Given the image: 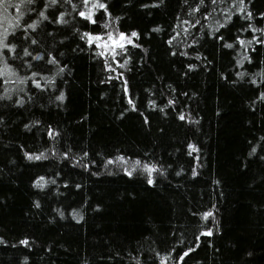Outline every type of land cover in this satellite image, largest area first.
<instances>
[{"label":"trees","instance_id":"obj_1","mask_svg":"<svg viewBox=\"0 0 264 264\" xmlns=\"http://www.w3.org/2000/svg\"><path fill=\"white\" fill-rule=\"evenodd\" d=\"M100 2L0 0V264H264V0Z\"/></svg>","mask_w":264,"mask_h":264},{"label":"snow or ice","instance_id":"obj_2","mask_svg":"<svg viewBox=\"0 0 264 264\" xmlns=\"http://www.w3.org/2000/svg\"><path fill=\"white\" fill-rule=\"evenodd\" d=\"M24 2L32 3L33 0H21V3H24ZM50 2H51L52 4H55V3L57 2V0H50ZM83 2H84L85 5H88V4L90 3V0H83ZM201 2H203V0H201ZM215 2H216V0H213V3H215ZM239 3H240L241 5H243V4H244V0H239ZM0 7H3V4H2V3H0ZM16 7L19 8V5H16ZM94 8H99V9H104V10H106V5H105L104 3H102V2H100V0H95V3H92V4H91V7L88 9V12L85 13V12L82 11V12H80V16L83 17L84 19H86V20L92 22V23H96V21L93 20V15H94V13L92 12V9H94ZM5 10H6V9H5ZM240 11H244V8L241 7V8H240ZM41 15L43 16V13H41ZM246 18L251 19V18H252V14H251L250 12L247 13V17H246ZM61 19H62V18H61ZM105 26L107 27V25H105ZM223 26H224V25H221V27H223ZM17 27H19V24H17ZM28 27L35 28V25H33V24H29ZM155 30L158 31L159 29H155ZM252 30H253L254 32H264V29L253 28ZM6 31H7V29H5V32H6ZM86 35H87V34H86ZM136 36H137V33L133 32V33H132V37H136ZM6 39H7L6 36H0V48H3V47L6 46V45H5V40H6ZM87 39H88L89 44L91 45L94 41H100L102 38H101L100 36H95V37H93V36H91V35H87ZM108 39H109V40L112 39V35H111V33H109V35H108ZM125 40H127L128 43H132V41H131L130 38L125 37L124 34H120V36H119V41H118V42H115V46H116V47H119V48H121V49H123V48H124V43H121V42H123V41H125ZM260 42H261V43H264V41H260ZM239 43H240V45H241L242 47H244V46H246V45L252 44L253 41H244V40H240ZM97 46H100V45H97ZM225 46L228 47V48H232V47H233L232 44H226ZM26 54H27V53H26ZM37 59H39V57H37ZM243 59H244V60H247L248 57H247V56H244ZM238 63H242V61H238ZM3 75H4V72H3V71H0V76H3ZM241 75H243V74H241ZM21 82H23V81H21ZM36 86L39 87V84H37ZM2 98H3V97H0V99H2ZM58 99H61V100H62V99H63V96L61 95L60 97H58ZM129 103H132V102L129 101ZM179 118H180L181 120H184V119H185V117H184L183 115H181ZM49 135H50V136H53L54 134H53L51 131H49ZM189 149H190V154H191V152H195V151H197V149H196L194 146H192V145H189ZM253 151H255V150H253ZM42 158H45L43 153H41V154L38 155V156H28V159H30V160H32V159L40 160V159H42ZM109 163H112V161H109ZM135 164H136V166H139V165H140V161H136ZM133 170H135V169H133ZM143 170H144L145 172H147L148 175H149L148 183H149V184H152V183H153V180L151 179V174H152L153 172L157 171V169H156L155 167H149L148 165H144V166H143ZM127 174L131 175V173H127ZM42 180H43V178H41V180L37 181V184H36L37 187H43V184L41 183ZM37 207H39L38 204H37ZM211 216H212V213H211V212H207V213H205V214L203 215L202 219H204V220H208L209 217H211ZM211 234H212V233H211L210 231H209V232L202 233V235H206V236H210ZM23 243H24V244H27V241H24ZM184 255L186 256V255H188V253L185 252ZM181 259H183V257H181ZM162 264H163V262H162Z\"/></svg>","mask_w":264,"mask_h":264},{"label":"rangeland","instance_id":"obj_3","mask_svg":"<svg viewBox=\"0 0 264 264\" xmlns=\"http://www.w3.org/2000/svg\"><path fill=\"white\" fill-rule=\"evenodd\" d=\"M113 46H115V45H113Z\"/></svg>","mask_w":264,"mask_h":264}]
</instances>
